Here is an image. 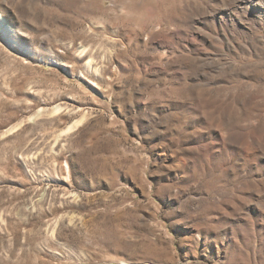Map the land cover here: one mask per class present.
I'll list each match as a JSON object with an SVG mask.
<instances>
[{"label":"rangeland","instance_id":"rangeland-1","mask_svg":"<svg viewBox=\"0 0 264 264\" xmlns=\"http://www.w3.org/2000/svg\"><path fill=\"white\" fill-rule=\"evenodd\" d=\"M0 14V264H264V0Z\"/></svg>","mask_w":264,"mask_h":264},{"label":"bare ground","instance_id":"bare-ground-1","mask_svg":"<svg viewBox=\"0 0 264 264\" xmlns=\"http://www.w3.org/2000/svg\"><path fill=\"white\" fill-rule=\"evenodd\" d=\"M0 33L4 38L8 40V42L12 44H19V42L14 39L16 32L13 26L8 22V20L3 16V14H0Z\"/></svg>","mask_w":264,"mask_h":264}]
</instances>
